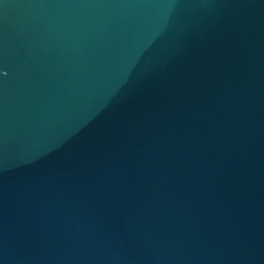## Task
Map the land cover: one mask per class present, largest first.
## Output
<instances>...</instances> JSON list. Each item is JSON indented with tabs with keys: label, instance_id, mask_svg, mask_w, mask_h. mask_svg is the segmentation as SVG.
Listing matches in <instances>:
<instances>
[{
	"label": "water",
	"instance_id": "obj_1",
	"mask_svg": "<svg viewBox=\"0 0 264 264\" xmlns=\"http://www.w3.org/2000/svg\"><path fill=\"white\" fill-rule=\"evenodd\" d=\"M0 264H264V0H0Z\"/></svg>",
	"mask_w": 264,
	"mask_h": 264
}]
</instances>
